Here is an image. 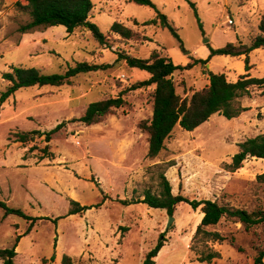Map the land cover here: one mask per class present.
Returning <instances> with one entry per match:
<instances>
[{"label": "rangeland", "instance_id": "374dc122", "mask_svg": "<svg viewBox=\"0 0 264 264\" xmlns=\"http://www.w3.org/2000/svg\"><path fill=\"white\" fill-rule=\"evenodd\" d=\"M151 1L155 8L126 0H92L89 21L106 37V45L89 30L79 28L69 35L63 26L52 27L27 40L30 58L27 49H16L22 40L18 29L29 21L16 3L26 5V0H0V96L9 86L2 75L11 66H35L46 75L64 74L82 62L109 66L80 74L71 85L21 89L0 105V202L27 216L8 214L0 206V250L16 248L15 264H42L44 259L60 264L64 255L76 264H142L163 238L156 264H207L201 258L214 252L220 257L211 264H255L264 251V223L247 231L236 219L224 218L209 228L225 238L218 242L195 237L203 218L200 209L179 204L168 227L166 211L137 202L147 190L158 194L165 174L175 195L264 212V183L256 179L264 172V160L245 162L234 173L225 169L240 142L264 134V88L252 87L239 100L254 109L252 115L238 121L217 114L193 132L177 126L165 150L150 159L148 134L140 123L152 118L154 86L125 93L150 74L119 60L120 55L149 59L155 50L173 60L177 50L189 63L198 61L175 74L177 93L190 98L206 87L210 73L233 78L246 72V56H214L207 65L202 61L228 43L250 46L258 13L248 14L245 0ZM158 13L167 16L179 39L160 25L143 26ZM116 22L131 28L134 38L112 32ZM249 64L252 78H263L264 49L251 52ZM122 93L125 106L101 123L77 121L90 104ZM61 124L51 136V158H44V137L15 142L17 133H49ZM73 201L91 209L70 215Z\"/></svg>", "mask_w": 264, "mask_h": 264}, {"label": "trees", "instance_id": "16d2710c", "mask_svg": "<svg viewBox=\"0 0 264 264\" xmlns=\"http://www.w3.org/2000/svg\"><path fill=\"white\" fill-rule=\"evenodd\" d=\"M142 6L155 8L151 0H126ZM189 1V0H187ZM27 4L20 2L16 6L23 9L29 15V21L20 26V34H31L37 31L43 32L52 27L63 26L69 35L77 29L83 28L92 32L94 38L100 45H106V37L99 28L89 21L93 11L92 0H26ZM191 6L196 9L194 3ZM201 24V23H200ZM158 26L169 29L179 39L177 30L169 22L167 16L158 13V16L150 21L144 22L143 26ZM112 32L120 35L123 39L132 40L135 36L133 30L121 23H114ZM148 40V39H146ZM182 47V46H181ZM183 48V47H182ZM257 49H264V13L260 16L257 27V34L251 38V45L246 46L240 43H228L226 46L212 49L207 60L202 64L207 65L214 56H246V71H250L249 55ZM119 60H124L130 68H137L150 74V79L135 83L130 90L148 88L154 86L153 91V115L150 120L142 121L140 128L148 134V158H157L166 148V141L171 137L174 129L179 126L181 129L193 132L203 124L207 123L214 115H221L228 120L239 118L250 108L241 105L239 100L250 94L252 87L264 88V77L261 79L242 76L237 82H230L224 74H209V85L205 88L193 91L190 98H183L177 93L175 80L171 77L181 70H190L198 61L189 63L185 67L178 66L171 58L164 57L157 50L153 51L149 59H138L128 55H120ZM107 65H91L87 62L76 64L64 74L46 75L38 67L11 66L10 71L3 73L2 78L9 83L7 89L0 96V105H4L18 91L31 87H63L71 85L73 80L80 74L97 72L108 68ZM122 93L117 98H109L97 101L88 106L85 113L77 121L92 126L99 124L103 119L113 113L115 109L125 106L126 101ZM58 125L49 133L40 131L21 132L16 135V143L27 144L34 142L36 136L44 137L47 143L44 148V158H51L49 143L51 136L62 128ZM48 153H50L48 155ZM47 155V156H46ZM264 160V134L255 138H249L239 144V152L232 158V162L226 165L228 172L234 173L243 167L244 162L250 158ZM161 191L158 194L147 190L143 199L137 200L153 209H161L167 212L168 216H174L179 204L185 203L193 210L200 209L203 218L197 228L195 237L203 235L213 241L224 242L225 238L219 232H211L209 228L217 226L224 218L236 219L245 230H251L264 223V212H249L244 209L222 205L216 200H191L183 195H175L172 186L165 174H161ZM258 183H264V174L257 176ZM122 203H127L123 200ZM0 206L6 209L8 214H17L24 218L27 216L21 210L9 209L5 203ZM91 207H81L77 202H72L70 215L81 213ZM164 237V235H163ZM166 239H160L155 248L146 256L142 264H156V258L165 246ZM233 246L240 252L244 250L233 243ZM16 248L13 250H0V261L3 264H15ZM220 254L214 252L201 258V262L211 264L219 258ZM49 260L44 259L42 264H48ZM60 264H76L72 257L64 255ZM255 264H264V251H260L255 258Z\"/></svg>", "mask_w": 264, "mask_h": 264}, {"label": "crops", "instance_id": "0c3cea01", "mask_svg": "<svg viewBox=\"0 0 264 264\" xmlns=\"http://www.w3.org/2000/svg\"><path fill=\"white\" fill-rule=\"evenodd\" d=\"M244 6H245V8H246V10H247V13L248 14H254V13H258L257 15H258V17H260V14L262 15L263 13H264V0H245V3L243 4ZM48 30V29H47ZM47 30H45V31H47ZM44 32V31H43ZM42 32H40V31H37V32H34V33H31V34H23L22 35V40L20 41V43H19V45H17L16 46V49L17 50H23V49H27L28 50V54H29V57L31 58V53H32V49L30 48V46H28L29 44H28V42H27V40L28 39H32L33 37H35L37 34H41ZM258 50V49H257ZM158 51V50H157ZM159 52V51H158ZM255 52V51H254ZM173 54H174V58H173V61H174V63L177 65L178 63H176L175 62V59H179L181 62H183L182 64L183 65H188V61H186V59H183V58H181L180 56H179V51H177V50H174V52H173ZM194 55L196 56V55H198V53H197V51H195L194 52ZM240 57H242V58H244L245 56H240ZM186 61V62H185ZM251 66V65H250ZM33 67H35V66H33ZM252 66H251V69H250V71H246V72H244L242 75H239L238 77L237 76H235V77H233V78H229V77H227V79L230 81V82H237L242 76H248V78H252ZM151 77V76H150ZM150 79V78H149ZM208 83H207V85L206 86H208L209 85V76H208V81H207ZM190 89V88H189ZM196 91H198V90H196ZM250 92H251V89H250ZM6 104V103H5ZM243 106L244 107H248V108H250V110L249 111H246V112H244L239 118H236V119H238V121H241L243 118H246V116L247 115H252V113H253V111H254V109L253 108H251V106L249 105V104H243ZM214 116H212L211 118H210V120L213 118ZM251 117V116H250ZM262 135V134H261ZM258 136V135H257ZM191 137V136H190ZM256 136H254V137H252V138H255ZM193 138V137H192ZM245 140H247V139H245ZM244 140V141H245ZM194 141H196V140H194ZM244 141H242V142H244ZM242 142H240V143H242ZM252 160H254V161H261L262 159H257V158H255V157H250V158H248L245 162H250V161H252ZM244 162V163H245ZM262 163V162H261ZM261 174H264V172L263 173H261ZM261 174H259V175H261ZM257 178V177H256ZM0 262H2L3 263V261H0Z\"/></svg>", "mask_w": 264, "mask_h": 264}, {"label": "water", "instance_id": "95a60500", "mask_svg": "<svg viewBox=\"0 0 264 264\" xmlns=\"http://www.w3.org/2000/svg\"><path fill=\"white\" fill-rule=\"evenodd\" d=\"M188 54H190V53H188ZM171 79L174 80V79H175V76H172ZM174 220H175L174 217H173V216H170V222H169V224H168V227L171 226V223H172Z\"/></svg>", "mask_w": 264, "mask_h": 264}]
</instances>
